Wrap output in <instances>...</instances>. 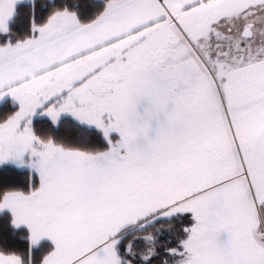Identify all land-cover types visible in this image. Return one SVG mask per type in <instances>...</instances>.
<instances>
[{
  "label": "snow or ice",
  "instance_id": "snow-or-ice-1",
  "mask_svg": "<svg viewBox=\"0 0 264 264\" xmlns=\"http://www.w3.org/2000/svg\"><path fill=\"white\" fill-rule=\"evenodd\" d=\"M0 264H264V0H0Z\"/></svg>",
  "mask_w": 264,
  "mask_h": 264
}]
</instances>
